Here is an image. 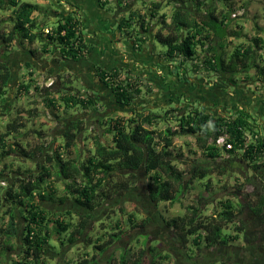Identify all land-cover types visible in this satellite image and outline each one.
Listing matches in <instances>:
<instances>
[{"label":"trees","instance_id":"1","mask_svg":"<svg viewBox=\"0 0 264 264\" xmlns=\"http://www.w3.org/2000/svg\"><path fill=\"white\" fill-rule=\"evenodd\" d=\"M8 1V4L13 7L12 24L7 33H0V42L4 48L11 47L16 40L19 43L22 40H29V42L39 40L44 42L42 50L45 53L58 52L64 58L69 57L73 61L83 58L85 52H88L89 47L81 32L76 10L65 16L57 13L55 27L51 29V32L44 33L42 21L37 23L35 19V13L38 12L36 5L28 2L20 3V0ZM98 2L100 8L105 10L110 0H98ZM115 2L117 5H127L125 0H115ZM167 2L173 7L168 19L165 15L158 16L160 3H152L147 9V15H142L144 20L138 21L139 31H136L142 35L148 33L150 25L146 17L160 18L161 27L154 33L151 29L149 32H151V42L154 39L165 47L162 54L165 62H175L181 58L179 63L184 66L188 61L197 60V49L200 48L204 50V57L200 65H192L193 72L201 67L209 73L223 77L229 86L235 88L241 82L238 77L249 80V72L256 68L264 86V67L254 63L255 50L263 44L260 37L255 36L248 43L238 45L228 55L226 53L225 39L229 36L228 27L231 22L229 10L231 11L232 8L225 12L221 11L217 16L211 3L206 5L202 0H167ZM190 7L192 9H189ZM140 15L137 14L138 17ZM130 18L131 15L127 20L121 19L117 29L121 34L126 35L135 48H142L147 39L144 35L143 38L135 37L133 34L135 30L128 31ZM235 36L238 37V35ZM50 46L52 49L49 51ZM3 59L0 60V103H6L9 94L10 69ZM29 66L30 64L26 63V67ZM97 73L100 83L114 95L122 107H130L133 94L140 93L139 86L133 82L134 78L129 82L130 78L127 77L125 85L117 81L120 74L116 68L107 71L99 67ZM31 82L34 81L31 80L30 84L20 83L15 93L21 91L27 93L31 88ZM52 84L45 89L43 101L45 105L53 107L56 100L49 98L48 92L52 89ZM77 95H80L78 91L76 94L66 93L58 98V101L64 105V113L69 116L63 119L66 121L61 126L75 116L74 113L69 115V111L75 110L78 114L87 113V111L92 113L94 110L105 111L104 105L97 109L100 102L97 93L88 95L87 92L85 95ZM30 112L28 111V114H31ZM113 113L115 112H111L106 118ZM130 113L131 118L111 117L104 119L108 121H101L99 126L103 127L100 128L102 133L90 129L91 134L86 140L90 141L91 149L86 150V153L77 151L74 153L75 157H70L69 154L73 152L79 136L85 131L84 121H70L64 132L59 135L63 137L62 144L58 145L55 138L56 142L53 140V144L56 143V146L46 151L43 145L32 150H25L18 142L9 145L6 139L13 134H18L24 128L21 121L23 118L20 115L10 120L6 125V131L0 135V163H3L4 158L19 155L20 158L28 160L39 157L42 161L36 162L37 171L35 172L18 167L16 171L18 177L13 179L14 181L4 189L0 197V208L6 207V210L0 214V257H3L4 261L6 254L14 248L13 240L21 236L19 237L21 255L13 261L14 264H47L45 256L49 249L53 250L52 253L56 252L54 246L50 245L51 238L45 230L48 223H52L56 235L67 233L64 242H60V250L80 240L86 246L90 245L89 236H85L88 223L92 219L90 212L114 194L133 190L139 182V173L145 177L144 187L151 202L156 205L162 202L172 205L191 189L194 181L208 179L213 174L222 177L228 171L247 176L241 168L235 169V166H238L237 163L245 164V167L254 173L264 167L262 159L264 136L259 133L256 119L242 109L224 116H215L205 109L198 110L196 107L189 108L187 105L165 111L162 117L152 113L145 114L135 109L130 110ZM167 117L174 119L178 131H172L169 127L161 132L148 129L156 124L158 119L164 118L165 121ZM178 134L192 136L195 145L208 160L206 163H195L191 166L187 179L184 173L174 165L175 157L170 150L172 140ZM220 136H225L227 143L231 144V149L226 150L215 146L214 142ZM64 155L68 156L64 157ZM222 155L226 156L225 159H222ZM6 176L3 170H0V179ZM7 178L9 179L10 176ZM53 178L57 183L60 182L63 188L57 197H53L55 189L54 186H50ZM253 180L254 178L250 177L245 181L254 186L252 193L256 200L254 204L248 201L241 202L238 210L232 201H220L218 211L209 216H202L199 208L192 206L188 207L187 212L182 216L165 221V226L172 235L171 242L192 253V258L204 250L230 247L240 238L247 245L257 241L264 242V186L253 183ZM209 185L207 180L205 187L208 189ZM46 201H54L53 204L58 206L66 205L71 201L74 207L77 206L87 212H68L69 210L62 213L50 212L40 204ZM245 209L246 215L251 220V229H246L244 220L237 216ZM15 210L24 221L21 235L17 228ZM131 218L132 216L129 215L128 220L130 221ZM145 222L147 223L148 219L142 220L140 226H143ZM230 225L234 226L231 233L227 232ZM118 226V224L115 225V229L119 231L108 233V240L104 242L99 240L100 242L94 245V250L100 255L121 238ZM147 241L148 239L142 241L141 247L135 255L133 254L132 259L127 250L123 249L120 264H142L147 255L149 256L148 264H169L168 254H162L155 243L147 244ZM65 242H67L66 245ZM59 253L60 251L54 254ZM83 263L85 264L86 261Z\"/></svg>","mask_w":264,"mask_h":264},{"label":"rangeland","instance_id":"2","mask_svg":"<svg viewBox=\"0 0 264 264\" xmlns=\"http://www.w3.org/2000/svg\"><path fill=\"white\" fill-rule=\"evenodd\" d=\"M84 1L92 4L95 0ZM202 1L206 5L211 3L217 16L220 15L221 11L225 12L232 8L231 11L229 10L231 21L228 27L229 36L225 39L227 55L238 45L248 43L251 38L258 36L262 39L263 44L255 50L254 63L259 67H264V0ZM8 2V0H0V33H7L12 24L11 12L13 7ZM19 2H28L38 7L35 19L37 23L42 21L44 33L47 30L51 32V29L55 27L57 13H62V16H65L72 10L69 5L64 4V0H20ZM77 2L80 7L73 4V8L78 14L76 16L79 18L81 32L87 41L86 44L89 42L87 44L89 50L85 52L83 58L76 61L69 57L64 59L58 52L51 53V46L48 48L50 52L45 53L42 50V43L44 42L39 40L33 42L22 40V44L16 40L8 49L4 48L0 42V60L4 58L3 60L10 69L7 101L0 103V135L6 131V125L16 115L23 118L21 121L24 124L21 132L6 139L9 145L18 142L25 150H32L43 145L46 151L55 147L56 143L53 144L55 136L61 134V125L66 121L63 119L69 118L64 113V105L58 101V98L66 93L76 94L78 91L80 95L77 96H81L87 92L88 95L93 92L98 94L100 91L99 95L102 96L104 106H108L111 110L110 92L99 81V74L97 73L99 67L107 71L116 68L120 74L117 81L125 85L127 77L130 78L129 82L134 78L133 82L140 88L139 94H133L130 107H121V110L116 111L106 119L111 117L131 118L130 110L132 109L162 117L165 111L172 108L178 109L185 105L189 108L196 107L198 110L205 109L215 116L228 115L242 109L256 119L259 133L264 136V86L256 68L249 72V80L238 77L241 82H239L238 87L233 88L228 85L223 77L209 73L201 67L193 72L192 65H200V61L204 57V50H200V48L197 49V60L188 61L184 66L179 63L181 58L168 63L163 60L162 54L165 47L154 39L151 42V32L154 33L161 27L159 15H165L167 19L170 17L173 7L172 4H168L167 0H138L133 2L132 0H125L127 5H117L115 0H110L105 10L96 7V3L88 9L84 5L81 6V0ZM157 2L161 5L157 18L151 19L149 16L145 18L146 21L148 20L151 29V32L149 29L148 33L143 34L147 42L142 48H135L128 41L126 35L121 34L117 27L114 28V25L118 20L129 19L131 15L128 31L133 32L135 30L134 36L143 38L142 33L136 32L139 31L137 23L140 19L144 20L142 15H147V9L151 7L152 3ZM112 13L114 17L111 16ZM138 13L141 14V18L137 16ZM102 25L105 27L109 25V29L102 30ZM44 38L47 37L44 36ZM3 55L6 56L3 57ZM35 60L40 62L39 71H36L33 65L26 67V63H35ZM58 61L64 62L65 65L61 67ZM54 62L57 63L54 64ZM58 72L59 74H57ZM31 80L34 82H31V88L27 93L24 91L15 93L20 83L30 84ZM242 81H246V83H242ZM51 83H53L52 89L48 92L49 98L56 100L53 107L45 105L43 101L45 89ZM102 92H105V95H101ZM28 111H31V114H28ZM68 113L69 115L77 114L75 110ZM81 113V117L87 115L89 118L92 117L91 114ZM167 127L171 128L172 131H178L174 119L169 117L165 121L164 118L158 119L156 124L148 129L161 132ZM99 128L103 127H97V125L90 127L91 130L102 133V129ZM90 134L89 130H85L79 136L77 146L69 154L70 157H75L74 153L77 151L86 153V150L91 149L90 141L86 140ZM56 141L58 145L62 144L63 137H57ZM170 150L175 157L174 165L184 173L186 179L189 177L188 172L191 166L195 163L201 164L208 161L195 145L192 136L175 135ZM67 156L64 155V157ZM225 157L222 155V159ZM262 159L264 161V157ZM37 161L41 162L42 160L38 157L28 160L20 158V155L4 158L3 163H0V170H3L10 178L8 179L6 176V178L0 179V197L4 193V189L14 181L15 177H18L16 174L18 167L22 170L30 169L35 172L37 171ZM237 165L235 169L241 168L247 176L244 177L238 172L231 173L228 171L222 177L213 174L208 179L199 182L194 181L191 189L180 196L179 200L172 205L166 202L157 205L148 202L145 198V177L139 173V183L136 190L128 194H121L120 199L104 202L90 212L93 215L85 233V236H89L90 245L86 246L80 240L60 250V242H64L67 233L56 235L52 223H48L45 230L50 235V245L54 246V251H60V253L55 255L56 252L52 253L53 250L49 249L45 256L47 264H84L83 261H86L85 264H120L119 260L124 252L123 249L127 250L132 259L133 254L135 255L145 239H148L147 244L155 243L161 249L162 254H168L167 261L169 264H264V243L247 245L241 241V238L228 248L231 256L228 260L224 254L226 249L219 248L204 250L192 258V253L171 242L169 237L171 233L165 226V221L176 216H182L187 212V208L192 206L198 207L202 216H209L218 211L220 201L230 200L238 210L241 202L248 201L254 204L256 202L252 195L254 186L246 183L245 180L253 177V183L264 186V167L254 173L241 162ZM4 167L8 168L4 169ZM21 173L24 172L21 171ZM207 180L210 183L208 189L205 187ZM50 186H54L55 189L53 197L60 195L63 190L61 183H57L54 178L50 181ZM47 192L49 194V191ZM53 203L55 202H40L41 206H45L44 208L54 213H62L65 210H69L68 212H87L77 208V206L74 207V203L71 201L62 206ZM5 210L6 207H1L0 214ZM246 214L247 210L245 209L237 216L244 220L246 229H251V220ZM15 215L17 228L21 235L24 221L16 210ZM129 215L132 216L130 221L128 220ZM145 219H150L151 224L148 221L140 226L141 221ZM117 224L121 238L100 255L98 251L94 250V245L100 241L108 240V233L119 231L115 229ZM233 228L234 226L230 225L227 232L231 233ZM240 236L242 235L240 234ZM19 237L13 240L14 248L7 253L8 255L6 254L5 261L3 257H0V264H14L13 261L21 255ZM66 243L64 244L66 245ZM148 261L149 256L147 255L142 264H148Z\"/></svg>","mask_w":264,"mask_h":264},{"label":"flooded vegetation","instance_id":"3","mask_svg":"<svg viewBox=\"0 0 264 264\" xmlns=\"http://www.w3.org/2000/svg\"><path fill=\"white\" fill-rule=\"evenodd\" d=\"M65 2H64V4H67V5H69L70 6V9H72L71 10V12L72 11H74V8H73V4L71 3V2H69L68 0H64ZM60 3H61V1H60ZM96 5L100 8V6H99V2H98V0H97V3H96ZM102 9V8H101ZM113 13H114V11H112ZM111 14V16L112 17H114V14ZM115 14H116V12H115ZM119 22H120V20H118V22L117 23H115V25H114V28L115 27H117L118 26V24H119ZM64 59H66V58H64ZM33 60H34V58H33ZM36 61H39V60H35V63H33V62H30V65L32 66L33 65V67H34V69H36V71H39V68H38V66L40 65V62H36ZM59 62V61H58ZM29 63V62H28ZM57 62H54V64H56ZM60 63V66L62 67V66H64L65 64H64V62H59ZM61 67H58V68H61ZM63 70V69H62ZM61 73V72H60ZM57 74H59V72L57 73ZM55 75V74H54ZM99 93H100V91L98 92V95H99ZM101 95H105V92H102V94ZM110 98H111V100L109 101V103L111 104V107H112V109L111 110H113V112H116V110L117 111H119V110H121L122 108V104H120V103H118L117 102V100H116V98L114 97V95L113 94H111L110 93ZM99 99H100V102H99V105L97 106V109H99V106H101V105H104V101L102 100V96H100L99 95ZM173 101V100H172ZM106 108H105V111H99V110H94L92 113L90 112V111H87V113L86 114H91V119L88 117V115L87 116H84V117H81L80 116V114H75V116H72L71 117V119H69V122H67V123H64L63 124V126L61 127V129H62V131H61V134L64 132V130L67 128V126H68V124L70 123V121H84L85 123H84V128H85V130H90V127H93V126H95V125H97L98 127H100L99 126V123H101V121H103L104 119H106V117L110 114V109H109V107L108 106H105ZM123 107H125V106H123ZM85 113V112H84ZM82 114V113H81ZM79 115V116H78ZM95 116V117H94ZM100 129V128H99ZM56 138H57V136H55ZM39 158V157H38ZM139 181V180H138ZM139 183V182H138ZM138 183L135 185V188L133 189V190H131V191H126V192H122V193H117V194H114L110 199H108L107 201H105V202H110V201H113V200H116V199H120V195L121 194H123V193H126V194H128V193H130V192H133L134 190H136V188H137V186H138ZM145 198L147 199V201L148 202H150V203H153V202H151L150 200H149V198L147 197V195L145 194ZM45 207V206H44ZM50 212H53V211H51L50 210ZM91 215H93V214H91ZM148 221H149V224H151L150 223V219H148ZM166 229H168L167 227H166ZM169 231V230H168ZM171 233V232H170ZM171 239H172V235H170L169 236ZM254 243H264L263 241L262 242H259V241H257V242H254ZM228 248H230V247H227V248H219V249H226V251H225V257H227V260L229 259V257H231L230 256V252H229V249ZM216 249V248H215ZM218 249V248H217ZM227 249H228V251H227ZM229 252V253H228ZM264 263V262H263ZM245 264H247V263H245Z\"/></svg>","mask_w":264,"mask_h":264},{"label":"built area","instance_id":"4","mask_svg":"<svg viewBox=\"0 0 264 264\" xmlns=\"http://www.w3.org/2000/svg\"><path fill=\"white\" fill-rule=\"evenodd\" d=\"M47 32H48V30L46 31V33H47ZM51 84H52V83H51ZM51 84H50V85H51ZM50 85H48V86H50ZM214 144H215V146H216L217 148H224V149H226V150L231 149V144H230V143H227V140H226L225 136H220V137H218V138L215 140Z\"/></svg>","mask_w":264,"mask_h":264},{"label":"crops","instance_id":"5","mask_svg":"<svg viewBox=\"0 0 264 264\" xmlns=\"http://www.w3.org/2000/svg\"><path fill=\"white\" fill-rule=\"evenodd\" d=\"M68 1H70L72 4H74L76 7H80V4L77 2L78 0H68ZM80 1V0H79ZM82 1V4H81V6H83L84 5V7H88V9L91 7V6H93L95 3H97V0H95L92 4H90L89 2H85L84 0H81ZM84 1V2H83ZM87 3V4H86ZM96 7H98L97 5H96ZM99 8V7H98ZM87 9V8H86ZM88 9H87V11H88ZM109 26V25H108ZM108 26H104V25H102V30H105L106 28L107 29H109L108 28ZM110 31V30H109ZM109 34H110V32H108ZM87 42V41H86ZM89 43V42H88ZM87 43V44H88ZM131 45H132V43H131ZM133 47V46H132Z\"/></svg>","mask_w":264,"mask_h":264}]
</instances>
